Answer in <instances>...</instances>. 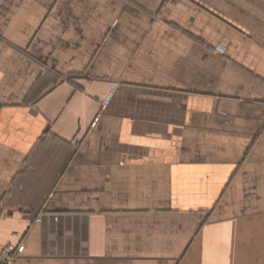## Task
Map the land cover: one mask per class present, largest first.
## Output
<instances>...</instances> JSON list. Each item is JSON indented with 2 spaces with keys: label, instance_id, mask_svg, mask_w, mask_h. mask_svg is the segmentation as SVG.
<instances>
[{
  "label": "crops",
  "instance_id": "obj_1",
  "mask_svg": "<svg viewBox=\"0 0 264 264\" xmlns=\"http://www.w3.org/2000/svg\"><path fill=\"white\" fill-rule=\"evenodd\" d=\"M8 243L10 264H264V0H0Z\"/></svg>",
  "mask_w": 264,
  "mask_h": 264
},
{
  "label": "built area",
  "instance_id": "obj_2",
  "mask_svg": "<svg viewBox=\"0 0 264 264\" xmlns=\"http://www.w3.org/2000/svg\"><path fill=\"white\" fill-rule=\"evenodd\" d=\"M221 49V48H220ZM36 221H40L41 218L39 216L35 217ZM12 236H18L17 232H12ZM18 244V243H17ZM17 244L15 243H8L5 244L0 248V264H10L13 260V257L16 252Z\"/></svg>",
  "mask_w": 264,
  "mask_h": 264
}]
</instances>
